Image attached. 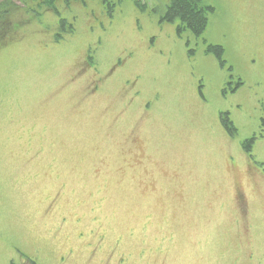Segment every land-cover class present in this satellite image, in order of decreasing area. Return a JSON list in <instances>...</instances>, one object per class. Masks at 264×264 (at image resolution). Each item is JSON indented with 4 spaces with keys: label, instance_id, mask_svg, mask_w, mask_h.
Wrapping results in <instances>:
<instances>
[{
    "label": "rangeland",
    "instance_id": "1",
    "mask_svg": "<svg viewBox=\"0 0 264 264\" xmlns=\"http://www.w3.org/2000/svg\"><path fill=\"white\" fill-rule=\"evenodd\" d=\"M88 1L0 36V264H264V0H207L236 108L166 0Z\"/></svg>",
    "mask_w": 264,
    "mask_h": 264
},
{
    "label": "trees",
    "instance_id": "2",
    "mask_svg": "<svg viewBox=\"0 0 264 264\" xmlns=\"http://www.w3.org/2000/svg\"><path fill=\"white\" fill-rule=\"evenodd\" d=\"M98 1L102 4V0ZM78 2L81 3L82 7H86L89 3L88 0H17V2L4 0L0 2V36L8 31L6 27L14 23L11 14L16 10L18 31L22 26L25 27L27 23L23 18L28 17L27 20L36 18L38 20L46 12H53L56 15H60L61 7L66 8L68 5L69 7L70 5L72 6L70 11L65 13V16L58 17L59 30L54 32V39L60 40L64 34L72 35L75 32V19L78 17V14L74 12L73 4ZM136 2L140 6H144L139 0H136ZM166 4L167 9L164 16L166 21L171 22L179 19L180 23L177 25L178 32L183 33L189 31L196 38L204 34L211 14L215 12V6L208 3L207 0H166ZM10 32L6 34L3 42L0 43L1 45H4L12 38V35H9ZM209 51L217 54L222 51V47L219 45H210Z\"/></svg>",
    "mask_w": 264,
    "mask_h": 264
},
{
    "label": "flooded vegetation",
    "instance_id": "3",
    "mask_svg": "<svg viewBox=\"0 0 264 264\" xmlns=\"http://www.w3.org/2000/svg\"><path fill=\"white\" fill-rule=\"evenodd\" d=\"M88 13H90V12H88ZM77 16L79 17L80 15L78 14ZM78 17H76V19H75V30L77 29L76 22L78 21ZM192 36H194V35H192ZM170 38H172L171 34H170ZM172 40H173V42L176 43L175 39L172 38ZM172 40H170V41L172 42ZM183 43H184L183 44L184 49L186 48L188 56H190V57H193V56L197 57L198 56V57H201L204 59H207V57H208V55H206V53H208V54L212 53L209 51V46L210 45H218V44H213V43L208 42V40L202 36H199L197 38L195 36H194V38L186 37L183 39ZM203 46H206V48L202 49ZM219 46L222 47V51L220 53H217V54L214 53V55H213L214 59L211 58L210 63H209V61H206V65L208 67H211L210 73H214L215 71H217V69H219V67H220L219 65L223 66V65H225L226 62H228L230 64V68L229 69L227 68L229 73H224V75L221 77V85H220V88L218 89V92H217V98L222 100L225 103H228L231 107L236 108V105H239V104L242 105V100L245 101V100L249 99L252 96V94L250 93V90L241 87L244 83L242 81L243 75L239 74V73H237V75H235L232 73V71L236 72V66L234 64H232L228 58H226L228 49L227 48L225 49V47L222 45H219ZM186 57H187V55H186ZM238 57H239V61H240L241 65L247 66L250 70H255V66H253L247 62V60L245 58L246 52L240 51L238 54ZM168 62H169V60H168ZM83 64H84V61L82 62L81 69L83 68ZM120 67L121 66L114 67L112 70H110L109 75H111V73L114 70H115V72H117L119 69H121ZM108 77H110V76H108ZM103 80H104V78L97 79V81H103ZM190 80H191V75H190ZM196 83L198 84L197 86L199 87V90L201 92L202 91L201 87H203V85L201 83L200 77H198V79L196 80ZM95 87L98 89L99 83H95V86H92V88H95ZM198 97L201 100V102L204 104V100L202 99V97H200V96H198ZM243 119H244V117H243ZM221 122H222L223 126H226L225 125L226 119L221 118L220 123ZM234 123L236 124V121L233 119V121L231 120L229 124L235 125ZM250 126H253V130L251 131L252 135L250 137H247L244 140L247 142L250 141L253 144L255 141L257 142L259 139V138H257V131H256L258 126H257V124H253ZM249 127H248V129H249ZM259 128H260V132H262L263 128L261 127V124L259 125ZM250 165L247 164V167L249 169H251Z\"/></svg>",
    "mask_w": 264,
    "mask_h": 264
}]
</instances>
